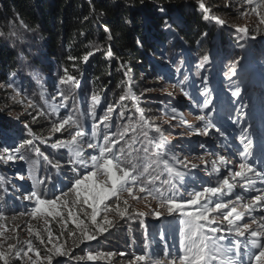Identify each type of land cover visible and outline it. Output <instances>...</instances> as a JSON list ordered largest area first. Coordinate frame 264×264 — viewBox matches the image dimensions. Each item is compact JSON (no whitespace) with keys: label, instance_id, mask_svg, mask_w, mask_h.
I'll return each mask as SVG.
<instances>
[{"label":"rangeland","instance_id":"374dc122","mask_svg":"<svg viewBox=\"0 0 264 264\" xmlns=\"http://www.w3.org/2000/svg\"><path fill=\"white\" fill-rule=\"evenodd\" d=\"M190 1L184 0L183 5L192 6ZM192 1L198 5L197 0ZM203 2L211 9L212 14L226 21V25L221 26L209 20L217 25V31L211 39V46L208 50L206 52L199 51L196 54L189 52L183 44L178 50H175L173 45L176 40L179 42L181 40L175 34L170 35V40L161 48L164 52H157L155 55L156 63L150 61L155 66L153 74L144 76L142 72H139L138 75L142 76L136 78L132 69H123L125 86H123L121 96L130 93L138 100L129 98L121 101L119 98L117 103L116 101L111 102L108 96L104 97V94L93 92L82 80H76L78 86L73 82L61 84V79L71 76L63 70H55L50 73L41 70L35 64L36 59L34 61L26 59L30 57L27 54L33 55L34 58L39 57L37 54L40 52L41 40L36 30L22 24L14 25L11 28L12 43L18 49L21 69V76L15 77L14 86L17 90H22V95L14 101L11 98L12 88L0 89V95L4 98V104L0 108V119L10 124L8 129H2L0 149L10 145L18 146L21 144V139L28 135L32 137L34 145L38 146L49 160L59 162L61 169H57L53 163L49 164L47 160L38 157L32 147L22 149L23 154L27 151V154H24V160L0 162V178H2L0 179V213H3L5 217L0 219V232L4 233L0 237V242H4V250L7 249V243L13 242L7 240V237L10 236H18V247L26 248L25 242L32 240L36 247L42 248L36 239V233L39 232L46 236V229H51L54 236L61 231L65 232L60 237V241L64 242L66 249L71 250V257L86 256L89 252L117 254L111 258L97 261H76L68 256H59L53 259V264H128V261L135 255L142 254L146 250H154L157 253L170 250L173 255L179 253L180 225L177 218L179 213L159 218L151 214V209L157 206L155 201H151V197L148 198L151 201L150 206H146L148 203L146 201L136 202L131 197H127L133 206L129 209L130 212L135 208L146 215L135 219L117 220L116 228L98 236L96 240L83 243L78 240L73 243L75 238L68 235L69 231L75 229V225L71 223L70 219L69 223L62 228L59 218H48L49 223L45 224L43 214L37 217L30 215L35 201L22 197L27 196L33 190L34 179L30 175V170L35 175L38 174L37 163L30 167L33 161L32 155H35L41 163L39 179L47 178L46 186L37 184L36 190L43 189L47 198H54L61 192L68 191L76 176L68 163V150L52 146L58 141L69 138L67 131L50 132L51 121L56 120L57 117L51 113L49 105L60 103L61 91L68 97L67 102L70 107L58 108L59 114L64 116L70 112H77L88 133L94 123L99 125L100 118L107 112L110 105L116 109L111 114L112 131L116 130V126L122 127L128 124V117L138 120L139 113L135 110L138 104L144 113L147 112L144 115L151 123L166 129L165 135L169 144L163 151L172 148L177 156H186L188 161L198 165L196 169L191 167L181 169L188 173L184 179L185 188L188 190L193 187L201 189L214 186L222 176L230 177L232 172L239 170V164L244 162L242 153L245 152L243 150H246L245 145L248 143V139L251 140V147L247 151L249 149L252 151H248L247 162L258 170L260 167L263 168L262 163L260 165L256 159L254 151L258 150V147L261 149L259 145L264 143V24L259 23V17L256 15L257 11L264 14V8L256 7L259 0H256V4H245L243 7H241L242 0H203ZM164 8L166 10V7ZM241 12L246 15H241ZM244 26L249 29L247 35L237 31L238 27ZM205 38L204 34L202 39ZM170 50L175 51L172 53L173 57L170 56ZM204 55L210 57V63L201 67L200 62ZM159 59L163 60L162 63H159ZM124 66L127 67L128 64L126 63ZM233 70H235V75L232 74ZM237 90L240 93L238 96L233 94ZM134 91H138V93ZM206 91L211 93L210 98L213 102V111L211 112L203 109ZM184 92L189 95L185 96ZM93 95L99 97L98 104L93 103ZM21 99L36 103L49 114L37 116L34 122L33 116L36 115V110L28 108L26 103H19L18 101ZM121 104L126 106L124 118L119 115L120 111L125 110L119 107ZM173 107L177 109L175 113L172 112ZM93 111L96 113V120L91 118ZM173 115L176 119H171ZM199 115L210 116L225 135L220 136L215 131L209 136L196 134L193 129L189 128V125L194 128L202 127L203 122L197 120ZM29 128L32 133H35V137H43V139H36L30 134ZM99 128L104 131L103 125H99ZM18 132L23 134L20 140L16 139ZM242 136H246L248 139L242 141ZM145 143H147L146 140ZM85 152L91 153L93 150L85 146ZM221 155L230 160L226 166H222L218 162V157ZM199 157H203L204 161L208 163H203ZM168 159L171 162V152L168 153ZM213 160H217L215 166L211 163ZM177 167L179 168L180 165ZM214 167L219 168V175L214 173ZM81 171L86 174L85 170ZM156 171L160 170L156 169ZM248 175L255 181L254 190L247 191L245 189L248 186L242 188L240 184H236L233 195L225 196V200H235V194L238 193L245 200L240 203H248L251 197L257 194L256 189L264 191V184L259 183L261 180L252 177L251 173ZM163 178L164 176H161V179ZM230 182L235 183L231 178ZM107 203L111 204L112 201L109 200ZM256 209L257 212H247L246 219L256 217L259 220L263 213H261L260 207ZM84 210L83 208H73L79 218L84 219L87 224L88 221L83 216ZM86 210L91 211V209ZM238 210L243 211L239 207ZM61 211L65 210L61 209ZM113 216L114 214H109L110 219ZM99 219L100 217H98ZM253 227L255 228L256 225ZM161 233L164 234L163 239ZM146 244L149 246L148 249H145ZM29 255L34 256V253H29ZM41 255L44 256L45 253L42 251ZM245 260H247V256H245ZM10 261L11 264H20L12 257H10ZM0 264H3V261H0Z\"/></svg>","mask_w":264,"mask_h":264},{"label":"snow or ice","instance_id":"6c2138e0","mask_svg":"<svg viewBox=\"0 0 264 264\" xmlns=\"http://www.w3.org/2000/svg\"><path fill=\"white\" fill-rule=\"evenodd\" d=\"M197 3L205 13L206 20L214 21L221 26L226 25L225 20L212 14L211 9L205 5L203 0H197ZM245 4H256V0H242L241 7ZM256 7L264 8V0H259ZM159 11L165 13V8L159 6ZM240 14L246 15L244 12ZM256 15L259 17V23L264 24V14L257 11ZM164 23L168 28L171 27L167 20H164ZM105 31L108 33L109 40L114 39L110 29L105 28ZM237 31L247 35L249 29L244 26L238 27ZM205 35L207 34L205 33ZM107 55L110 58L113 56L110 48ZM87 58V56L84 57L85 60ZM208 63H210V57L204 55L201 58L200 66L204 67ZM121 66L123 67V65ZM232 74L235 75V70ZM16 75L15 72L11 73L13 79L0 84V89H13L11 98L14 101L22 95V90H17L14 86ZM69 82L76 83L78 86L76 78L73 76L61 79V84ZM183 94L189 95L187 92ZM233 94L238 96L239 90ZM60 96L59 104L49 105L51 113L57 117L56 120L51 121L50 132L67 131L69 138L58 141L52 146L68 150V163L76 176L68 191H63L54 198H47L43 189L36 190L37 184L46 186L47 178L36 179L30 170V175L34 179L33 190L22 198L35 201L31 216L37 217L43 214L45 224L49 223L48 218H59L62 228L69 223L70 219L71 223L75 225V229L69 231L68 235L75 238L73 243H76L77 240L83 243L96 240L98 236L116 228L117 220L135 219L146 215L135 208L130 212L129 209L133 206L127 197H131L136 202L146 201L148 202L146 206H150L151 201H155L157 206L151 209V214L158 218L179 213L177 217L180 225L179 253L173 255L170 250H164L162 253L146 250L142 254L135 255L128 261V264H264V214L260 216L259 220L256 217L246 219L245 215L247 212L254 211L256 207L264 209V191L256 189L257 194L252 196L248 203H240L244 197L238 193L235 194V200H225V196L233 195L236 184H240L242 188L248 186L249 190L255 188V181L248 176V173L264 182V168L258 170L247 162L249 156L247 149L251 147V140L248 137L242 136L241 138L242 141L248 139V143L245 145V152L242 153L244 162L239 164V170L232 172L230 177L222 176L214 186L201 189L193 187L188 190L184 185V179L188 173L181 169L189 167L196 169L198 165L188 161L186 156H177L172 148L163 151L169 144L165 135L166 129L151 123L138 104L135 109L139 113L138 120L128 117V124L122 127L116 126V130L112 131L111 114L116 109L110 105L99 120V125H103L104 131H101L99 125L94 123L88 133L77 112H70L64 116L59 114L58 108L70 107L67 102L68 97L63 91L60 92ZM204 96L203 109H207L209 112L213 111L211 93L206 91ZM129 98L138 100L130 93L121 96L120 100L124 101ZM92 101L94 104H98L99 97L93 95ZM18 102L26 103L28 108L36 110V115L33 116L34 122L37 116L49 114L32 101L21 99ZM119 107L125 109L119 112V115L124 118L126 106L121 104ZM176 111L177 109L173 107L172 112ZM29 114L32 115V113ZM91 118L97 119L95 111L91 113ZM171 119H176V117L173 115ZM197 120L203 122L202 127L194 128L189 125V128L193 129L196 134L209 136L215 131L220 136L225 135L210 116L199 115ZM28 130L35 137V133H32L30 128ZM35 138L43 139V137ZM44 142L47 141L44 140ZM26 146L32 147L38 157H42L52 164V161L40 151V148L34 145L32 139L24 140L18 146L10 145L0 149V162L24 160L22 149ZM85 146L92 149L93 152L86 153ZM169 152H171V162L168 159ZM199 159L203 163H208L204 161L203 157H199ZM218 162L220 165L226 166L230 160L221 155L218 157ZM211 163L215 166L217 160H213ZM177 165L180 167L178 168ZM54 166L61 169L59 162ZM82 169L86 171V174L81 171ZM156 169L160 171L157 172ZM214 173L219 175V168L214 167ZM161 176L164 178L161 179ZM230 178L235 183L230 182ZM149 197H151V201L148 200ZM109 200L112 201L111 204L107 203ZM238 207L243 211L238 210ZM73 208L85 209L83 216L87 219V224L84 219L79 218ZM61 209L65 211H61ZM86 209H91V211L88 212ZM109 214H114L112 219L109 218ZM98 217H100L99 220ZM4 218L3 213H0V219ZM253 225L256 227L254 228ZM46 231V236L39 232L36 233V239L42 248L36 247L32 240L25 242L26 248L18 247V236L7 237V240L13 242L7 243L6 250H4V242H0V261H3V264H11L10 257H12L20 264H53V259L59 256H68L76 261H97L117 255L113 252H96L95 254L89 252L86 256L71 257V250L66 249L64 242L60 241V237L65 232L61 231L54 236L51 229H46ZM3 235L4 233L0 232V237ZM161 238H164L163 233H161ZM148 247L146 244L145 249ZM42 251L45 253L44 256L41 255ZM29 253H34V256H30ZM245 256H247V260H245Z\"/></svg>","mask_w":264,"mask_h":264},{"label":"trees","instance_id":"16d2710c","mask_svg":"<svg viewBox=\"0 0 264 264\" xmlns=\"http://www.w3.org/2000/svg\"><path fill=\"white\" fill-rule=\"evenodd\" d=\"M183 1L0 0V84L11 81L13 72L16 77L21 76L11 28L22 24L36 30L41 40L39 57L27 54L30 56L27 60L36 59L37 67L48 73L67 70L65 73L77 81H84L93 92L104 94L117 103L125 86L123 69H132L136 78L142 76L139 72L144 76L153 74L155 66L150 61L156 63L155 55L162 51L170 35L175 34L181 40H176L175 50L183 44L189 52L198 54L211 46L217 25L206 20L205 13L192 0L190 7L183 5ZM159 6L166 7L165 13L159 11ZM105 28L111 30L114 39L107 38ZM205 33L206 38L202 39ZM109 48L113 52L111 58L107 55ZM170 52L173 57L175 51ZM126 63L127 67L124 66ZM3 104L4 98L0 95V108ZM9 127V123L0 119V135L2 129ZM22 137L23 134L18 132L16 139ZM27 139L32 137L27 135L20 143ZM31 158L30 167L38 164V174L34 175L39 179L41 163L35 155ZM57 162L52 161L53 165Z\"/></svg>","mask_w":264,"mask_h":264},{"label":"bare ground","instance_id":"6f19581e","mask_svg":"<svg viewBox=\"0 0 264 264\" xmlns=\"http://www.w3.org/2000/svg\"><path fill=\"white\" fill-rule=\"evenodd\" d=\"M264 143H262L261 145H259L260 146V148L261 149H259V147H258V150L256 149L255 151H254V154L256 155V159L258 160V162H259V164L261 165V163H262V166H263V168H264V145H263ZM263 150V151H262ZM261 151H262V153H261ZM258 154H261V155H258ZM260 165H259V167H260ZM262 167H260V169H261ZM249 177H251L250 175H248ZM253 177V176H252ZM256 183H257V180H256ZM259 183H262V184H264V182H259ZM245 190H247V191H253L254 189H252V190H249V187H247ZM243 201H245V200H243ZM256 208H258V207H256ZM255 208V212H257V209ZM260 211H261V213H263L264 214V209H261L260 208ZM259 216V215H258ZM261 216V215H260Z\"/></svg>","mask_w":264,"mask_h":264}]
</instances>
